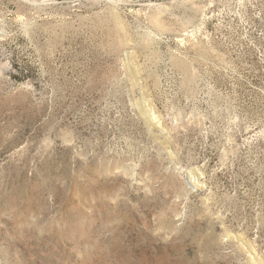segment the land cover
I'll return each mask as SVG.
<instances>
[{"label": "rangeland", "instance_id": "374dc122", "mask_svg": "<svg viewBox=\"0 0 264 264\" xmlns=\"http://www.w3.org/2000/svg\"><path fill=\"white\" fill-rule=\"evenodd\" d=\"M0 264H264V0H0Z\"/></svg>", "mask_w": 264, "mask_h": 264}]
</instances>
